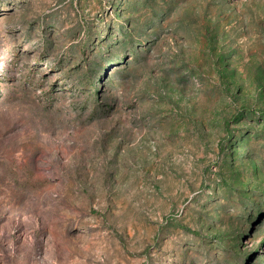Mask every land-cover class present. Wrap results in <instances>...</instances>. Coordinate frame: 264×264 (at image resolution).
<instances>
[{
    "label": "rangeland",
    "instance_id": "obj_1",
    "mask_svg": "<svg viewBox=\"0 0 264 264\" xmlns=\"http://www.w3.org/2000/svg\"><path fill=\"white\" fill-rule=\"evenodd\" d=\"M0 264H264V0H0Z\"/></svg>",
    "mask_w": 264,
    "mask_h": 264
}]
</instances>
